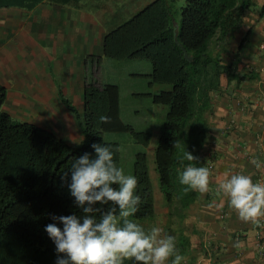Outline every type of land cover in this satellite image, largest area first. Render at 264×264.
<instances>
[{"label":"trees","instance_id":"1","mask_svg":"<svg viewBox=\"0 0 264 264\" xmlns=\"http://www.w3.org/2000/svg\"><path fill=\"white\" fill-rule=\"evenodd\" d=\"M179 3L151 0L106 33L102 49L104 56L116 60L149 62V85L170 87L149 94L153 103L167 107L153 148L154 169L170 221L172 216L176 219L170 235L175 237L179 254L185 257L182 264H187L190 240L183 224L190 206L199 200V192L185 191L187 186L179 183L178 172L190 163L205 166L209 158L206 146L210 126L205 115L213 94L222 90L221 79L224 77L229 85L232 81H250L256 75L237 74L236 64L245 51L246 35L234 51L227 49L252 0ZM184 51L191 60L185 58ZM224 56L228 58L225 61ZM6 96L0 84V264H55V245L45 226L53 222V215H83L68 188L72 163L85 153L94 155L93 143L118 145L103 138L106 132H128L133 142L144 148L149 147L152 135L135 131L122 121L118 86L99 84L92 73L83 83L80 111L59 92V100L74 115L80 129L82 139L77 146H70L39 125L13 119L2 108ZM102 115L110 118L108 123L100 122ZM185 150L200 161L183 160ZM115 159L121 167L120 152ZM131 174L138 178L142 203L129 219H150L156 208L146 152L134 154ZM107 210L108 206L102 208Z\"/></svg>","mask_w":264,"mask_h":264},{"label":"crops","instance_id":"2","mask_svg":"<svg viewBox=\"0 0 264 264\" xmlns=\"http://www.w3.org/2000/svg\"><path fill=\"white\" fill-rule=\"evenodd\" d=\"M252 1L253 5L245 11L243 24L237 29V35L227 49L234 51L240 39L246 35L245 51L236 64L237 74L241 76L251 72L256 78L250 81L244 79L239 83L232 81L227 85L223 77L222 90L213 94L212 105L206 112L210 126L206 152L214 159L215 170L210 176L208 191H198L199 200L190 206L189 217L185 225L183 224L184 233L190 240L187 264H264V217L242 221L238 213L230 207L229 198L219 190L226 171L230 174L249 175L253 182L260 176L264 178V12L261 13L264 0ZM45 3L46 0H0V84L7 92L2 108L13 119L34 123L78 143L82 135L70 111L62 110L57 117H53L54 114H32L34 118L22 111L24 107L41 108L42 104H46L49 108L51 106L48 103H52L54 107L63 104L56 97L58 88L53 79L43 69L47 67L42 64L45 59L44 47L37 49L38 54L32 52L42 62L30 57L34 40L38 44L44 37L39 39L26 35L52 33L58 36V42L76 44L74 36L66 32L62 22L59 25L56 19L60 21V18L52 14L49 9L51 7H45ZM65 4H62L65 8L74 7ZM129 6L130 3L121 17H115L113 13L106 20V23H111V29L139 10H130ZM35 9L40 10V14L34 17V21L26 20L22 24L21 19H31ZM78 12V17L83 22L75 30L84 43L88 38L87 26L92 19L89 15L85 17L87 11ZM97 39L101 44V38ZM31 46L28 51L27 47ZM91 52L92 49L87 54ZM224 57L223 61L228 59ZM23 62L31 68L22 69L20 64ZM23 70L30 75H24ZM87 72L89 70L82 74L84 80ZM94 78L99 84L103 83L101 79ZM83 79L79 84L67 83V88L77 90L73 99L78 96L75 107L79 111L82 109ZM165 90H169V87ZM61 93L65 95V90H61ZM9 101L12 105L7 106ZM257 163L260 167H257ZM153 175L156 178V174ZM153 175L150 177L155 188ZM154 197L156 199L155 193ZM207 240L213 246L206 251L204 246Z\"/></svg>","mask_w":264,"mask_h":264},{"label":"clouds","instance_id":"3","mask_svg":"<svg viewBox=\"0 0 264 264\" xmlns=\"http://www.w3.org/2000/svg\"><path fill=\"white\" fill-rule=\"evenodd\" d=\"M100 116L101 123L109 122ZM94 155L85 153L71 165L68 188L83 215L52 216L44 231L55 245V264H182L185 257L176 248L175 237L159 227L146 231L129 219L139 210L142 197L138 178L125 174L115 159L118 145H91ZM200 161L185 150L182 157ZM257 167L260 164L257 163ZM212 171L209 167L188 164L178 172L181 185L205 193ZM219 190L242 221L264 217V181L253 182L243 173H224ZM108 206L107 211H102ZM99 213V215H97ZM62 225V227L60 226Z\"/></svg>","mask_w":264,"mask_h":264},{"label":"rangeland","instance_id":"4","mask_svg":"<svg viewBox=\"0 0 264 264\" xmlns=\"http://www.w3.org/2000/svg\"><path fill=\"white\" fill-rule=\"evenodd\" d=\"M150 1L151 0H46L45 7H51L49 8L50 12L60 18V21L59 19H56V21L59 25L62 22V25L66 27V32L74 36L76 44L72 42V44L66 45L58 42V36L52 33L50 35L39 33H34L32 36L26 35L39 39L44 37V40L40 39L38 44H35L36 39L34 40L33 49H31L32 46L27 48L28 51L31 49L30 57L40 63L42 61L37 59V57L35 58L32 52L38 54L37 49L41 46L44 47L45 59H43L42 64L47 67H43V69L51 76L53 83L56 85V88H58L57 98H59V92L65 90V95H63V93L61 94L65 96V99H67L72 106H77L78 96L76 97L77 99H73L77 90L67 88V83L72 82L79 84V81L83 79L82 74L87 70H89V73L87 72V75H84L85 77H88L89 74L92 73L93 77L95 76L97 79L102 80V84H114L118 86L120 116L122 121L131 125L135 131H148L152 135L149 147L144 148L140 144L134 143L128 132H106L103 134L105 140L118 143L120 147V164L125 174H131L134 154L137 152H146L149 174H156L155 169H153L155 168L153 148L156 145L158 134L162 128L167 107L153 103L152 97L149 96V94L156 93L161 89L165 90V88L169 86L160 84L150 86L147 77L151 70L149 62L141 60L121 61L104 56L102 44L104 35L112 30L111 23H106V20L111 18L113 13L115 17H121L129 3V9L132 10L134 8L141 9ZM183 1L184 0H180L179 5H182ZM63 3H66L65 5H74V7L68 6V8H65V6L62 5ZM78 8H81V10ZM78 11H87L85 17L89 15L92 19L91 23L87 26L86 35L88 38L84 43L75 30L76 27H81L79 24L83 22L82 19L78 17ZM39 14L40 10L35 9L32 18L28 19L23 17L21 23L24 24L26 20L34 21V17ZM20 36H22V34ZM97 38H101V44ZM90 49H92V52L87 54ZM65 57L66 59H64ZM97 58L100 59L97 60ZM25 63L26 62L20 64L22 69H30L31 67L26 66ZM35 65L38 66L39 64ZM23 74L26 76L30 75L29 72H25L24 70ZM9 91L11 90L9 89ZM10 101L6 103L7 106L12 105ZM48 104H50L51 107L48 108L46 104H42L41 108L24 107L22 111L31 118H34L32 114L40 116H50L54 114L53 117H57L62 113V110L69 111L67 107L61 103L59 107L58 105L54 107L52 103ZM59 137L67 143L69 142L68 144L70 146H77L80 143L71 141L67 137ZM152 177L154 179V185L156 186L154 188V193L156 194L155 215L150 219H137L134 220V222L143 226L146 231H150L153 227H159L162 229V234H171L173 229L171 231L170 229L174 228L176 219L172 216L170 221L169 209L159 191L157 174L156 178L154 175ZM183 228L185 231L184 226Z\"/></svg>","mask_w":264,"mask_h":264},{"label":"built area","instance_id":"5","mask_svg":"<svg viewBox=\"0 0 264 264\" xmlns=\"http://www.w3.org/2000/svg\"><path fill=\"white\" fill-rule=\"evenodd\" d=\"M205 167H209L210 169H211V171H212V173L214 172V170H215V162H214V159L212 158V157H209L208 158V160H207V162H206V164H205ZM263 172H264V170H263ZM257 181H264V178H263V176H260L257 180H256V182ZM207 243L205 244V250L207 251L208 249L207 248H209L210 246H213L212 245V243L210 242V241H206ZM208 244H210V245H208ZM208 256H210V254H208Z\"/></svg>","mask_w":264,"mask_h":264},{"label":"water","instance_id":"6","mask_svg":"<svg viewBox=\"0 0 264 264\" xmlns=\"http://www.w3.org/2000/svg\"><path fill=\"white\" fill-rule=\"evenodd\" d=\"M184 56L186 59L191 60V57L187 55V53L184 51Z\"/></svg>","mask_w":264,"mask_h":264}]
</instances>
